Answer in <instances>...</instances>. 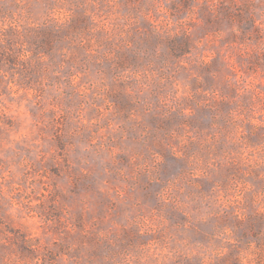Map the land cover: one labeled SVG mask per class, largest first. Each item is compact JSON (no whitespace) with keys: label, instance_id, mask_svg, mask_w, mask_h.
Returning <instances> with one entry per match:
<instances>
[{"label":"rangeland","instance_id":"rangeland-1","mask_svg":"<svg viewBox=\"0 0 264 264\" xmlns=\"http://www.w3.org/2000/svg\"><path fill=\"white\" fill-rule=\"evenodd\" d=\"M190 2L172 0L168 7L175 9L181 3L187 8ZM116 3L121 5L116 9L120 16L136 19L135 8L129 7H139L136 0ZM30 4L31 0H0V36L12 40L24 31L21 21L34 10ZM144 11L145 16L148 11L152 15L128 25L108 22L112 9H101L105 22L94 25L95 32L59 57H53L52 50L61 46L63 33H35L30 43L51 62L33 60L36 52L25 50L15 60L4 59L15 66L27 57L23 69L27 80L17 73L21 82L51 91L61 102L65 96V104L76 109L83 122L88 112L81 106L87 97L95 102L103 95L107 101L95 104L97 113L112 108L116 123H109L119 131L115 144L121 149L116 163L106 179L98 170L99 174L75 182L72 191L82 203L68 210L67 226L82 235L111 234L114 248L95 235L88 239L91 255L135 252L152 243L164 251L173 239L191 248L219 245L213 238L226 222L233 225L237 244L227 245V256L212 264L229 260L239 264L238 250L250 240L259 247L264 239V105H260L264 83L244 73V58L233 57L225 47L235 41L208 32L199 39L186 32L164 36L158 31L163 22L157 23L162 13ZM88 26L84 17L72 22L73 31ZM253 63L252 73L259 68L258 62ZM34 90L29 87V94ZM57 107L54 104L53 111ZM89 206L91 212L86 210ZM160 264H204V260L177 257Z\"/></svg>","mask_w":264,"mask_h":264},{"label":"clouds","instance_id":"clouds-1","mask_svg":"<svg viewBox=\"0 0 264 264\" xmlns=\"http://www.w3.org/2000/svg\"><path fill=\"white\" fill-rule=\"evenodd\" d=\"M171 3L172 0H147L140 4L136 0L139 7L129 5L135 8L136 19H133L132 15L120 16L116 12L121 7L116 0H31L34 10L21 21L24 31L12 40L0 36V53H3L0 57L3 65L0 67V264H143L145 261L160 264V261L193 256L202 257L204 264H212L227 256V245L236 247L233 225L225 222L213 238L219 245L191 248L184 241L173 239L170 248L164 245V251L152 243L135 252L91 255L93 246L88 239L95 235L97 240H106L114 248L111 234L82 235L67 226V217L70 206L80 207L82 203L73 194L75 182L99 174L98 170H102L106 179L116 163L115 156L121 149L115 144L119 131L109 123H116L112 108L108 106L97 113L95 104H107V101L103 95L95 102L93 97H87V104L81 106L88 112L87 121L83 122L77 110L65 104V96L61 102L59 95L41 91L31 82H21L17 73L24 76L27 57L15 66H9L4 59L11 56L15 60L25 50L40 54L33 55V60L51 62L49 55L36 51L30 43L35 33H63L61 46L52 50L53 57H59L87 38V33L95 32L94 25L105 22L101 9H112L108 22L120 20L131 25L151 16V11L145 16L144 9L148 8L162 13L157 23L163 22L158 31L164 36L170 32H186L199 39L208 32L235 41L225 47L233 57L244 58L241 63L244 73H251L264 83L261 80L264 56L260 55L264 53V0H191L187 8L177 3L175 9L168 7ZM78 16L89 21L84 31L72 29V22ZM253 62L259 63L254 73L251 72ZM64 86L70 87L67 82ZM29 87L35 89L32 94ZM54 104L59 105L55 111ZM260 105H264V94ZM102 181L99 194L103 192ZM86 210L91 212V206ZM237 216L244 219L239 213ZM261 236L264 237V232ZM235 259L239 264H264V239L259 247L250 240L238 250Z\"/></svg>","mask_w":264,"mask_h":264}]
</instances>
